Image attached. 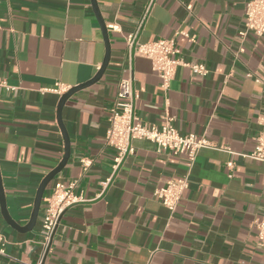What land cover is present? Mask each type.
I'll return each instance as SVG.
<instances>
[{"label":"crops","instance_id":"obj_1","mask_svg":"<svg viewBox=\"0 0 264 264\" xmlns=\"http://www.w3.org/2000/svg\"><path fill=\"white\" fill-rule=\"evenodd\" d=\"M247 1L96 0L108 66L62 107L69 158L47 185L33 230L13 229L0 211V264H264L255 225L264 219V161L246 156L262 129L264 36L241 34ZM143 16L139 42L174 38L182 61L203 63L207 73L180 65L164 91L150 61L125 43ZM104 57L91 0H0V78L11 87L0 89V172L7 211L21 227L64 155L60 96L90 80ZM125 78L136 95L135 121L160 126L168 114L180 133L216 148L200 149L190 163L133 139V153L114 169L105 135ZM81 159L91 160L85 171ZM184 177L188 187L171 212L154 192ZM58 181L74 182L82 201L63 212L41 262L42 216Z\"/></svg>","mask_w":264,"mask_h":264},{"label":"built area","instance_id":"obj_2","mask_svg":"<svg viewBox=\"0 0 264 264\" xmlns=\"http://www.w3.org/2000/svg\"><path fill=\"white\" fill-rule=\"evenodd\" d=\"M150 6L145 8L144 16ZM125 36V43L129 53H137L147 58L152 69L161 80V88L166 91L174 77L178 66L189 67L192 73L205 75L207 69L203 63H185L179 56V49L174 38L158 39L152 42L142 43L138 41V30ZM112 28H116L113 26ZM252 33L256 37L264 36V0H248L244 8V31ZM11 89L4 79L0 78V89ZM58 86L55 92H61ZM135 93L132 81L129 78L121 79L117 85L115 106L109 116V127L105 135V143L114 148L116 155L114 166L116 169L123 159L133 153V139H143L154 143L158 150L168 151L174 155H184L190 163L195 161L197 153L203 148H216L214 144L205 137H199L195 133H180L173 125L174 117L168 114L162 116L163 123L160 126L148 125L135 121L133 106ZM259 123L262 129L256 137L254 149L246 156L255 161H264V113L259 116ZM85 171L91 164V160L81 159ZM232 162H227L232 167ZM189 181L186 177L169 180L162 187L157 188L154 194L169 211L173 212L181 198L182 192L188 187ZM75 183L64 184L55 182L50 195L46 198L47 204L42 216L41 227L43 230L41 262L49 250L51 240L59 225L63 212L71 205L82 201L81 195L74 192ZM257 244L264 250V219L256 220ZM4 240L0 237V253L4 251L2 246Z\"/></svg>","mask_w":264,"mask_h":264},{"label":"water","instance_id":"obj_3","mask_svg":"<svg viewBox=\"0 0 264 264\" xmlns=\"http://www.w3.org/2000/svg\"><path fill=\"white\" fill-rule=\"evenodd\" d=\"M91 6L93 8V11H94L98 21H99V24H100V27H101V30L103 33V38H104V42H105V57L103 59L101 67L99 68L97 73L90 80H88L82 84L76 85L74 87H71L70 89H68L66 92H64L60 96V99L58 101L57 108H56V119H57V123L59 125V128H60L61 133H62L63 138H64V155H63L61 161L58 163V165L55 168H53L40 182V184L37 188V191H36L34 206H33V210H32L30 220L23 227L18 225L11 218V216L9 215V213L7 211L5 194H4V190H3L2 178H1V172H0V211H1V215L8 225H10L13 229H15L19 232H28V231L33 230L35 223H36L37 216H38V212H39V208H40V204H41V200H42L44 191H45L47 185L50 183V181H52L54 179V177L63 169V167L66 165L67 160L69 158V138L67 136L65 127H64L63 122H62V117H61V110H62V107H63L65 101L76 91L83 89V88H86V87L94 84L95 82H97L102 77V75L105 72V70L108 66V63H109L110 45H109L107 28H106V25H105L103 18L101 17V14H100L98 5L96 3V0H91Z\"/></svg>","mask_w":264,"mask_h":264}]
</instances>
